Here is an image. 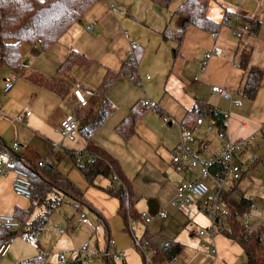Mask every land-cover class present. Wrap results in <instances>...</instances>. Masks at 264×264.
Listing matches in <instances>:
<instances>
[{
  "label": "crops",
  "instance_id": "1",
  "mask_svg": "<svg viewBox=\"0 0 264 264\" xmlns=\"http://www.w3.org/2000/svg\"><path fill=\"white\" fill-rule=\"evenodd\" d=\"M111 1L114 2L113 7ZM174 1L164 7L152 0H98L47 48L38 43L23 42L20 46L21 71L0 68V94L6 76L9 73L16 75L14 86L2 98L0 136L6 144L19 142L20 156L35 164L54 158L57 152L65 153L66 148L83 150L87 141L80 132L74 140L62 137L59 131L61 120L74 116L80 124L83 118L95 111L101 100L96 90L106 73L109 69L119 70L130 56L133 44H139L143 47L138 64L140 81L120 76L107 89L106 95L115 105V110L96 129L92 140L118 160L123 172L133 182L138 212L146 214L151 220L147 222L142 218L144 228L141 230L133 226L130 230L126 229L124 219L118 214V198L106 191L112 183L109 177L99 175L89 184L69 155L57 161L58 168L84 191L91 204L108 219L111 239L115 241L114 247L123 253V264H127L126 260L135 247L134 238L143 236L146 229L155 234L159 245L167 240L179 243L178 264H228L217 250V237L225 235L218 233L212 238L200 234L202 228L209 226V219L199 210L196 202L191 205L188 215L173 203L177 186L193 176L188 169H177L173 156L180 140L182 120L198 100L215 111L230 113L225 129L228 137L239 139L255 135L257 138L258 131H264V77L256 97L249 98L239 91L245 70L238 65L239 52L243 47H251L250 65L264 69V0H212L208 8L209 17L222 22L226 12H229L228 21L222 24L216 35L190 25L178 52L175 50L177 43L172 39L165 40L162 35L166 27L177 29L179 26L175 10L184 0L172 5ZM241 14L262 21L258 34L240 31ZM74 51L85 54L91 60L90 64L76 63L67 73L60 71L61 64ZM33 72L62 81L68 88V96L63 98L55 91L33 83L29 78ZM213 85L227 88L232 99H241L242 104L237 105L214 92ZM78 87L85 93L84 104H78L73 94ZM145 98L155 100L157 106L144 107L134 134L126 139L116 127L129 114L132 106ZM26 109L31 114L17 121L15 117L25 113ZM204 117V123L194 128L193 145L208 157L221 149L222 129L220 124L209 129L208 124L213 117ZM208 129L214 130L209 132ZM54 142L60 143V146L55 147ZM250 171L244 176L250 177ZM243 177L239 180L240 187ZM262 183L263 179L259 184L260 192L247 189L248 192L244 190L245 195L264 197ZM212 188L216 189V185L213 184ZM30 204V199L15 194L11 176L0 175V213L14 214L16 206L27 209ZM38 211L39 208H36L35 213ZM162 211L166 212V216L161 214ZM81 212L86 214L87 222L79 220ZM198 214H202L204 219L196 218ZM180 216H184L185 221H181ZM100 227L94 211L83 206L77 208L73 201L65 198L36 240L23 234L14 236L9 252L0 258V264H19L38 257L40 251L44 253L45 264L47 260L49 264H56L57 261H51L56 259V254L60 264L59 254L66 252L73 261L80 257L83 260L81 263L86 259L91 263V256L99 254L105 264L101 252L107 244L106 241L100 243ZM182 227L189 231V240L197 238L202 247L189 249L185 262L179 259L178 254L190 242L186 241L185 235L182 236ZM225 237L220 238L222 253L226 249L235 251L238 247L239 256L241 250L232 242L235 240ZM85 242H88L87 251H80Z\"/></svg>",
  "mask_w": 264,
  "mask_h": 264
},
{
  "label": "trees",
  "instance_id": "2",
  "mask_svg": "<svg viewBox=\"0 0 264 264\" xmlns=\"http://www.w3.org/2000/svg\"><path fill=\"white\" fill-rule=\"evenodd\" d=\"M96 1L98 0H0V68L7 67L14 71H21L20 46L23 42L38 43L42 48H47L56 42L74 22L80 19ZM152 1L164 7L169 6L172 2V0ZM211 1L184 0L176 8L175 12L179 20L178 28L166 27L162 32L165 40L172 39L177 43L176 52L182 46L190 25H195L216 35L222 24L228 21L229 12H226L222 22L209 17L208 8ZM240 19L243 25H249L248 29L239 28L240 31L243 30L253 35L260 32L262 26L260 19L245 14H241ZM132 52L133 54H130L128 59L123 62L119 70H108L102 84L96 90L101 99L98 108L80 121L79 132L87 141L86 147L82 150L86 156L85 164L78 163L76 150L70 148L64 149L65 153L57 152L54 158L45 159L42 165L24 159L19 152L14 154L15 164L29 172L32 181L31 204L27 209L16 206L14 215L20 220L21 226L15 232L0 228V245L12 236L24 235L26 230H30L33 236H37L54 210L63 204L65 198H68L73 201L77 208L87 207L96 213L99 223L104 228V238L108 246L111 240V228L108 219L91 204L84 191L58 168L57 161L65 155L71 157L89 184H92L99 175L107 176L112 180L106 191L118 198V214L124 219L126 229L130 230L132 219L142 218L136 208L137 199L132 180L123 172L118 160L92 140V135L96 129L115 110V105L106 95L107 89L120 76H127L135 82L140 81L138 64L143 55V47L139 44H133ZM251 52V47H243L239 52L238 65L245 70V77L239 91L249 98H255L262 84L264 69L250 65ZM90 62L91 60L85 54L74 51L61 64L60 71L67 73L76 63L88 65ZM29 78L33 83L55 91L63 98L68 96V88L62 81L53 76L33 72ZM144 109L142 101L136 103L132 106L129 114L117 125V131L124 138L128 139L134 134L136 123ZM198 114L212 116L217 124H221L223 120L221 111H215L211 106L198 100L195 106L186 113L182 123L190 127ZM5 145V141L0 136V151ZM92 156L96 157L94 162L90 160ZM259 164L260 162L256 161L250 169L253 170ZM114 176H117L118 179L115 180ZM221 196L230 208L229 224L221 233L241 245L246 254L247 264H264V220L252 233H247L244 230L241 217L250 210L251 202L239 186V181L230 188L222 190ZM36 208H39L38 213H35ZM143 238L154 247L156 251L155 260L163 263L175 257L180 250L179 243L175 241H170L169 247L160 248L155 234L149 229H146ZM103 257L105 264H117L112 257ZM82 261L77 256L70 264H80ZM19 264H45V261L33 257L23 260Z\"/></svg>",
  "mask_w": 264,
  "mask_h": 264
},
{
  "label": "built area",
  "instance_id": "3",
  "mask_svg": "<svg viewBox=\"0 0 264 264\" xmlns=\"http://www.w3.org/2000/svg\"><path fill=\"white\" fill-rule=\"evenodd\" d=\"M111 7L114 6V2H110ZM239 28L248 29V24H242ZM131 55L133 52L130 53ZM203 67V66H202ZM16 82L15 73H9L5 80L0 94V111L2 109V98L8 94ZM212 90L224 98L234 102L237 105L242 104L241 99H232L231 92L219 85H213ZM73 94L78 104H84L86 102V96L81 88H75ZM143 107L157 106L155 100L145 98L142 101ZM220 111V110H216ZM223 114V120L220 124L222 129L223 145L219 151L211 156L205 157L200 150L193 145V131L196 125L204 123L205 117L198 114L195 118L193 126H187L181 123V135L177 146V151L173 156L177 169H188L193 172V176L190 179L183 180L176 190V194L173 199L181 211L186 215L191 212V205L196 202L199 210L204 212L209 219V226L200 230L201 235H209L212 238L221 233V231L229 224L230 208L224 202L221 192L233 186L238 182L250 167L256 162L264 164V154L260 155L255 152L254 148L260 149L261 145L256 144V136L250 135L247 137L233 139L228 137L225 129L230 121V113L228 111H221ZM31 111L26 109L25 113L18 114L15 119L17 121L24 120L26 115H30ZM217 124L216 120L208 124V128H213ZM80 124L74 116H69L61 120L60 133L64 139L74 140L79 133ZM55 147H59L60 143L54 142ZM21 145L17 141H13L6 144L0 151V175H9L12 178V186L15 194L30 199L32 197V181L30 179L29 172L24 168H21L15 164L14 154L19 152ZM77 160L81 165L85 164L86 156L82 150H76ZM91 162L96 160V157H91ZM45 159L38 161L37 165H42ZM214 169V171H212ZM117 180L118 177L114 176ZM209 181L216 185V189L212 188ZM262 189L264 190V179L262 183ZM197 197L198 199H194ZM251 202L250 210L245 212L241 217V222L244 230L247 233H252L256 230L259 224L264 220V197L259 196H247ZM162 215L166 216V212L162 211ZM79 220L87 222V216L81 212L78 214ZM141 217L145 221H150L151 218L146 214H141ZM130 221V229L132 228ZM21 226L20 220L14 214L0 213V228L15 232L19 230ZM28 235V236H27ZM24 236L30 237L36 240V236H33L30 230H26ZM14 236L10 237L0 245V258L4 257L10 250L11 243ZM134 246L141 251L144 258L147 256L148 264H178V260L175 257L163 263L155 260L156 251L154 247L150 245L147 240L134 238ZM115 241L110 240L106 249L101 252L102 256H110L115 260L122 258L123 253L117 250L115 247ZM170 246V240L160 243V248ZM88 242H85L80 251H87ZM212 251H215L212 249ZM147 252V253H146ZM39 259L44 260V253L40 251L38 255ZM73 261L72 257L67 256L65 253L59 254L60 264H70Z\"/></svg>",
  "mask_w": 264,
  "mask_h": 264
},
{
  "label": "rangeland",
  "instance_id": "4",
  "mask_svg": "<svg viewBox=\"0 0 264 264\" xmlns=\"http://www.w3.org/2000/svg\"><path fill=\"white\" fill-rule=\"evenodd\" d=\"M177 1L178 0H175L174 3H172V5H174ZM213 130L210 131L208 129L209 132H212ZM199 132H201V131H199ZM193 135H194V131H193ZM262 135H264V131L263 130H259L258 134H257V138L258 139L256 140V144L257 145L260 144L261 148L257 149V150L254 148L255 152L260 154V155L264 154V137ZM249 174H250V177H248L246 175V176L243 177V179L241 181V187H242L243 191L244 190L247 191V189L248 190L251 189L254 192H260V185L259 184H261V179H264V164L260 163L257 167H255L253 170H251L249 172ZM251 177H252V179H251ZM209 183L211 185L214 184L211 181H209ZM194 199H198V198L195 197ZM196 218L201 220L202 218L204 219V216L202 214H198L196 216ZM180 220L181 221H185V217L184 216H180ZM143 223L144 222H143L142 218L134 219V222L133 223L131 222V226L137 228V230H141V229L144 228V226L142 225ZM195 228H196V226H195ZM182 229H183L182 230V236L184 237V235H185L186 236L185 237L186 241L190 242V243H188L187 248L183 252H180L178 254L179 259L185 262L187 260V257H188L187 253H188L189 249H191V248L192 249H202V247L200 245L201 242L197 238H194V239L192 238L191 240H189V237H190L189 231L185 230L186 229L185 227H182ZM102 231H103V227L101 225V227L98 228V232H99L98 235H99V240H100L101 244L104 243V241H105L104 233H102ZM141 236H139L138 238L144 240L143 236L142 237ZM220 238L226 239V237L223 236V235H219L217 237V250H218V252L220 254H223L224 261L227 262L228 264H231V263H233V264H246V254H245L244 250L242 249L241 245H239L237 243V241L236 242L232 241L236 245H238L240 250H241L239 256H237L238 255V249H237L238 247L235 248V251L233 249H226L222 253L223 248L220 245ZM65 254L69 255L67 252ZM57 257L58 256L56 254V259L53 258L51 261L53 263H56V261H57L56 264H59ZM91 258H92L91 259V263H90L89 259H86V261H84V263H81V264H103L102 258H101V256L99 254H94V255L91 256ZM126 261H127V264H148L147 256H145V258H144V256L141 253V251L139 249H137L136 247H134L133 251L130 252V254H129V256H128ZM49 263H50V261L47 260V264H49ZM116 263L117 264H123V259L116 260Z\"/></svg>",
  "mask_w": 264,
  "mask_h": 264
}]
</instances>
